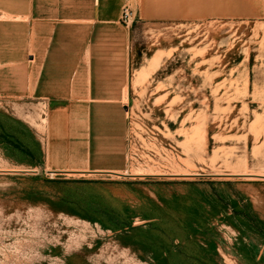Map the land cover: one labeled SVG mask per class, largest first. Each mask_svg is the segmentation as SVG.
Returning <instances> with one entry per match:
<instances>
[{
	"label": "rangeland",
	"instance_id": "rangeland-1",
	"mask_svg": "<svg viewBox=\"0 0 264 264\" xmlns=\"http://www.w3.org/2000/svg\"><path fill=\"white\" fill-rule=\"evenodd\" d=\"M87 1L0 0V264H264V0Z\"/></svg>",
	"mask_w": 264,
	"mask_h": 264
},
{
	"label": "crops",
	"instance_id": "crops-1",
	"mask_svg": "<svg viewBox=\"0 0 264 264\" xmlns=\"http://www.w3.org/2000/svg\"><path fill=\"white\" fill-rule=\"evenodd\" d=\"M86 5L88 8H92L86 12L87 17H91L89 20L112 24L120 21L124 0H91L87 1ZM79 6L80 0H23L22 14L26 18V22L37 23V29L40 32L46 28V24L63 21L64 14L69 17V19H66L67 21H79ZM52 33L54 34L51 38L56 39V32ZM39 38L46 39L47 36H41L40 33ZM52 49L54 50L47 53H59L56 42L54 45L52 44Z\"/></svg>",
	"mask_w": 264,
	"mask_h": 264
},
{
	"label": "built area",
	"instance_id": "built-area-1",
	"mask_svg": "<svg viewBox=\"0 0 264 264\" xmlns=\"http://www.w3.org/2000/svg\"><path fill=\"white\" fill-rule=\"evenodd\" d=\"M134 12L129 6H125L122 13V21L125 22V24H130L134 20Z\"/></svg>",
	"mask_w": 264,
	"mask_h": 264
}]
</instances>
